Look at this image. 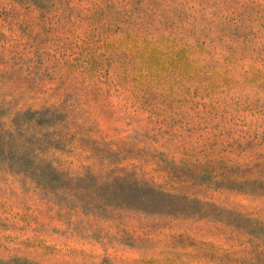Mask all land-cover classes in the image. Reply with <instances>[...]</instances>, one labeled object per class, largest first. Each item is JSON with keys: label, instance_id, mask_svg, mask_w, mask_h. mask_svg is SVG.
Instances as JSON below:
<instances>
[{"label": "rangeland", "instance_id": "rangeland-1", "mask_svg": "<svg viewBox=\"0 0 264 264\" xmlns=\"http://www.w3.org/2000/svg\"><path fill=\"white\" fill-rule=\"evenodd\" d=\"M0 264H264V0H0Z\"/></svg>", "mask_w": 264, "mask_h": 264}]
</instances>
